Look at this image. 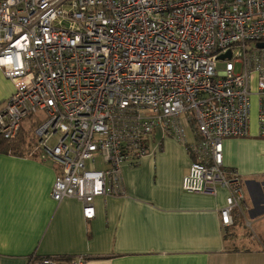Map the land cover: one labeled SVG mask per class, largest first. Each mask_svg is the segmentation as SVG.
<instances>
[{"label":"built area","instance_id":"2783aa9c","mask_svg":"<svg viewBox=\"0 0 264 264\" xmlns=\"http://www.w3.org/2000/svg\"><path fill=\"white\" fill-rule=\"evenodd\" d=\"M0 70L13 85L0 136L32 120L40 160L57 167L52 199L79 201L85 220L96 198L124 194L121 169L152 154L156 132L192 159L184 192L226 191L223 227L247 210L222 143L249 135L253 96L264 138V0H0Z\"/></svg>","mask_w":264,"mask_h":264},{"label":"crops","instance_id":"0c3cea01","mask_svg":"<svg viewBox=\"0 0 264 264\" xmlns=\"http://www.w3.org/2000/svg\"><path fill=\"white\" fill-rule=\"evenodd\" d=\"M0 73L1 104L13 85ZM32 125L24 123V141ZM150 142L151 155L121 169L124 194L96 198L91 220L79 201L52 199L57 167L40 160L36 143L27 155L0 153V264L75 256L85 264H264V138L255 123L247 137L222 143L223 165L239 178L247 205L226 227V191L184 192L186 147L160 132Z\"/></svg>","mask_w":264,"mask_h":264},{"label":"trees","instance_id":"16d2710c","mask_svg":"<svg viewBox=\"0 0 264 264\" xmlns=\"http://www.w3.org/2000/svg\"><path fill=\"white\" fill-rule=\"evenodd\" d=\"M24 148H25V141L22 135L18 134V136L13 140H6L0 136V153L21 156V155H27L33 152L32 151L29 153H23Z\"/></svg>","mask_w":264,"mask_h":264},{"label":"rangeland","instance_id":"374dc122","mask_svg":"<svg viewBox=\"0 0 264 264\" xmlns=\"http://www.w3.org/2000/svg\"><path fill=\"white\" fill-rule=\"evenodd\" d=\"M223 68V63L219 62L216 66L217 71H221ZM1 74V73H0ZM0 86H2L0 82ZM257 108H258V99L256 96H253L251 98V106H250V124L256 125V115H257ZM31 131V130H30ZM33 135V134H32ZM35 144V140L33 136H31L30 133L27 134L26 140H25V148L23 153H29L32 150V146ZM252 235V233H251Z\"/></svg>","mask_w":264,"mask_h":264},{"label":"water","instance_id":"95a60500","mask_svg":"<svg viewBox=\"0 0 264 264\" xmlns=\"http://www.w3.org/2000/svg\"><path fill=\"white\" fill-rule=\"evenodd\" d=\"M259 47H262V44H260ZM229 57H230V56H229V53H227V54H225V55L220 56V57H219V60H224V59L229 58Z\"/></svg>","mask_w":264,"mask_h":264}]
</instances>
